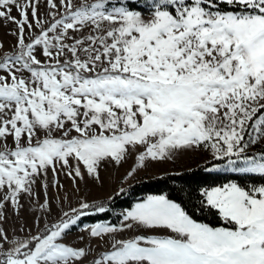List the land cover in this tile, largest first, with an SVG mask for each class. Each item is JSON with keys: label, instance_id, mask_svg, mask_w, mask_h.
I'll list each match as a JSON object with an SVG mask.
<instances>
[{"label": "snow or ice", "instance_id": "snow-or-ice-1", "mask_svg": "<svg viewBox=\"0 0 264 264\" xmlns=\"http://www.w3.org/2000/svg\"><path fill=\"white\" fill-rule=\"evenodd\" d=\"M0 30V264H264V0H0ZM197 152L217 224L167 194L85 223L114 209L61 182Z\"/></svg>", "mask_w": 264, "mask_h": 264}, {"label": "trees", "instance_id": "trees-1", "mask_svg": "<svg viewBox=\"0 0 264 264\" xmlns=\"http://www.w3.org/2000/svg\"><path fill=\"white\" fill-rule=\"evenodd\" d=\"M205 166V165H204ZM204 166H199L189 170L168 173L159 177L147 178L138 181L125 188L123 195H113V200L104 199L101 202H107L114 209L106 217H92L85 220V223H93L97 220L109 219L115 222L117 214L120 210L129 208L136 201L143 199L146 195H162L167 194L170 198L182 203L194 217L204 223L217 224L218 219L208 210H199L193 208L194 204H198L195 195L200 187L210 186L216 183L226 182L224 179L212 180L208 179L209 174L202 171ZM223 177L225 174H213ZM192 194L190 199L189 194Z\"/></svg>", "mask_w": 264, "mask_h": 264}, {"label": "rangeland", "instance_id": "rangeland-1", "mask_svg": "<svg viewBox=\"0 0 264 264\" xmlns=\"http://www.w3.org/2000/svg\"><path fill=\"white\" fill-rule=\"evenodd\" d=\"M0 40L5 43L6 47L14 42L11 36L5 34V30H0ZM209 155L210 154L208 153L199 152L184 153L182 155H178L172 160L152 162L147 169L140 170L134 178L122 183L127 171L133 166V159L129 158L127 162L123 163L120 167L106 165L104 169L101 170L102 183L93 182L91 179H88L87 183L80 184V193L78 194L72 192L71 182L65 179L63 176H61V182L65 184V187L68 190L67 195L71 197V203L73 205H75V202L80 195L87 196L90 200L102 201L117 194L121 187L125 189L126 187L138 181L204 166L206 165V158ZM53 195L55 196L56 193L53 192ZM64 195L65 192L62 191L60 196L63 197ZM147 196L148 195H146L144 198ZM65 207H67V205H65ZM77 235H79V233H74L69 237V239L74 240ZM92 246L96 247L95 242Z\"/></svg>", "mask_w": 264, "mask_h": 264}]
</instances>
